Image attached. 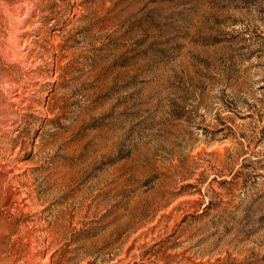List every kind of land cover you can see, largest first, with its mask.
Masks as SVG:
<instances>
[{
  "label": "rangeland",
  "instance_id": "374dc122",
  "mask_svg": "<svg viewBox=\"0 0 264 264\" xmlns=\"http://www.w3.org/2000/svg\"><path fill=\"white\" fill-rule=\"evenodd\" d=\"M0 264H264V0H0Z\"/></svg>",
  "mask_w": 264,
  "mask_h": 264
}]
</instances>
